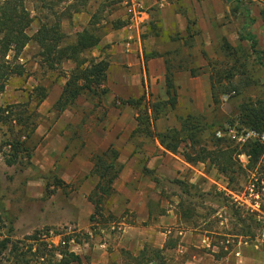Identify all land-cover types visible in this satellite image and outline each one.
<instances>
[{"label":"rangeland","instance_id":"rangeland-1","mask_svg":"<svg viewBox=\"0 0 264 264\" xmlns=\"http://www.w3.org/2000/svg\"><path fill=\"white\" fill-rule=\"evenodd\" d=\"M136 1L91 0L86 11L75 14L70 23H65L67 41L76 39L77 32L87 26L101 5L102 14L109 22L108 28L114 20L125 23L122 28L107 34L136 28V11L148 12L157 6L151 5L150 9L148 0H144L141 7L132 6ZM236 2H231V13L218 25L221 29L226 27L228 36L234 41L224 35L217 44L208 45L207 49L199 48V37H181L176 30L168 40L162 28L156 26L154 32L160 29L161 35L151 38L146 52L164 56L167 72L174 77L178 87V107L168 116L169 121L163 120V127L167 124L178 127L176 114L184 115L195 108L214 123L212 130L203 135L207 138L204 143L210 149L214 148L210 141L212 132L235 145L242 146L248 140H258L264 145V132L256 130L259 135L249 137L248 133L254 129L240 119L243 105L254 103L258 106L257 102H264V65L250 52L248 41L240 38L245 9L247 6L252 8V1L240 0L238 5ZM253 7L259 10L264 7V2ZM189 10L186 7L188 14ZM141 16L147 18L145 13ZM193 20L189 15L192 26ZM37 26L35 22L31 34ZM251 28L264 49V24L254 22ZM176 37L181 39L175 40ZM224 39L232 44L235 53L230 54L224 49ZM113 44L102 43L92 50V54L112 61ZM38 52L34 42L26 47L22 60L25 73L8 81L0 95V106L26 100V95L37 85L50 86L49 93L52 94L59 90L55 85L63 82L62 69L65 67L45 69ZM138 58L141 87L139 95L132 96L146 93L153 100L147 64L141 53ZM69 65L66 64V68ZM127 68L131 70L130 66ZM116 69V65L110 69L108 84L118 81ZM202 71L207 74L201 76ZM205 78L206 82L207 79L210 81L209 88L203 83ZM211 84L218 88L217 105L213 103ZM93 99L81 96L74 107L60 114L53 103H42L38 108L41 114L39 145L31 160L14 165L6 161L9 147L4 140L8 128L0 123V264H24V257L29 264L55 263L61 256L54 250L52 256L49 250L65 244L63 239L68 236H71L70 249L80 254L85 264H129L128 252L135 254L133 251L146 246L165 245L167 240L175 242L176 246L163 251L164 264H264V154L255 167L240 172L235 181L230 182L209 162L186 164L180 161L179 153L160 151L154 137L139 133L133 136L132 133L127 139H118L119 145L115 146L124 153L120 152L119 159L124 165L135 153H140L137 154V168L127 179L120 174L119 195L111 199L110 206L103 205V214H96L87 192L96 181L91 174L92 162L84 158L91 164L88 169L85 161L78 165L72 160L75 153L88 145L94 149L95 144L101 143L100 136L112 122L118 124L117 131L129 127L132 114H124L125 105L116 93L115 96L109 94L106 100L104 96L101 102L98 98ZM135 113L138 115L136 109ZM155 128L158 129L156 122ZM66 135L73 138L67 140ZM127 145L133 148L134 154L125 150ZM239 157L244 165L249 163L246 155ZM145 168L151 172H145ZM140 204L145 205L148 216L143 212L145 209L137 210ZM249 225L255 237L247 233ZM6 238L10 241L7 248L2 249L1 242ZM44 247L48 254L43 256L45 261L43 258L39 261L35 254L40 248V255Z\"/></svg>","mask_w":264,"mask_h":264},{"label":"trees","instance_id":"trees-1","mask_svg":"<svg viewBox=\"0 0 264 264\" xmlns=\"http://www.w3.org/2000/svg\"><path fill=\"white\" fill-rule=\"evenodd\" d=\"M90 1L0 0V94L5 91L12 77L24 75L26 68L25 63L20 60L21 54L31 42H34L39 48L40 62L45 69L57 70L64 61L75 63L69 73H63L66 82L54 105L58 114L75 103L81 95L98 98L101 102L102 98L109 93L105 83L110 62L107 58L92 56L91 51L100 44L104 35L110 30L119 29L125 23L122 20H114L111 22L112 27L108 28L109 22L102 14L103 5H101L93 13L87 26L77 32L76 39L73 42L67 41L68 35L62 28L63 20L71 19L75 13L84 11ZM236 1L238 3L240 0ZM261 1L264 2V0ZM261 17L264 21V7L261 10ZM243 18L240 38L248 41L250 52L257 56L261 65H264V49L260 45L257 34L251 28L254 24L251 7H246ZM35 22L38 23V28L31 34L30 30ZM193 23V26L190 25L187 28L188 35L192 38L200 33V29L195 27L196 20H193ZM155 27L154 25L153 29ZM223 47L230 54L235 53L234 47L226 39L223 40ZM157 54L145 52V63ZM166 84L167 99L151 100L146 93H143L138 97L132 96L121 100L122 104L130 105L138 111L136 117L138 125L133 131V136L139 133L157 138L163 147L175 154L180 153L190 164L209 162L230 182L235 181V177L240 172L251 170L256 166L264 154V145L260 141L248 140L240 146L224 137L218 138L212 132L210 141L213 142L214 148H208L205 144L207 138L205 139L203 135L206 131L212 130L214 123H210L207 116L195 108L184 115L176 114L178 127H170L164 131L157 130L156 120L175 111L179 104L178 87L174 77L168 72ZM49 89L50 86L37 85L28 94V100L0 106V123L8 128L4 144L9 147L8 158H6L9 165L32 159L40 142L37 129L41 114L38 108L48 96ZM211 91L213 103L217 105L219 103L218 88L211 84ZM257 105L255 106L254 103L243 105L244 112L240 114V119L250 129L264 132V102H257ZM243 154L248 157L247 165L240 160L239 156ZM119 158L120 152L113 145L93 152L91 156L93 162L91 174L97 176L98 182L88 198L94 204L96 214H103V205H107L116 194L114 184L124 168ZM144 171L151 172L148 168ZM93 216H91L92 219H94ZM247 233L252 237L256 236L251 225L248 226ZM70 240L71 236H68L63 239L65 244L49 250L52 256L55 255L54 251L61 256L57 262H41V264H85L83 257L70 249ZM9 241V238H6L1 242L2 249L7 248ZM175 246V242L167 240L161 249L146 246L137 255L128 252L131 260L129 264H152L159 261L164 264L163 251ZM46 249L47 247H44V251L38 255L39 248L35 254L39 261L48 254ZM42 260L45 261L44 258ZM22 261L24 264H29V260L25 257Z\"/></svg>","mask_w":264,"mask_h":264},{"label":"crops","instance_id":"crops-1","mask_svg":"<svg viewBox=\"0 0 264 264\" xmlns=\"http://www.w3.org/2000/svg\"><path fill=\"white\" fill-rule=\"evenodd\" d=\"M148 1H150L149 2L150 9L152 6H155V5H157V6L154 10L148 11V12H143V11L137 12L136 11V17L134 18L135 19L134 23L136 24V28H128V31L124 30L123 32L118 31L115 33H109V34L105 35V37H103L101 42H100V44L105 43V42L106 43H108V42H114L115 43L112 45V50H113V51H111L112 52V54H111L112 61H110V59H109L110 66H109V69L107 71V81L109 80V77H110V74H109L110 69L114 65H116V67H117L116 70L118 71L116 75L119 76L118 81L113 82V85L108 84L106 81L105 86L109 89V93L107 94V96H105V100L107 99L109 94L115 96V93L120 95L121 99L129 98L128 96H130V95L132 97V95H135V93L139 95V89L141 87L142 77L138 76L139 72H140V61H139L138 56H139V53H141V57L143 60L144 53L149 50V43H151V38L153 36L156 37L158 35H161L160 34L161 32H159V30L161 28L163 30V35L165 37H167L168 40L169 39L171 40V35L176 30H178L181 33V37H182V35L186 37L188 35L187 28H188V26L191 25L188 21V17H189V15H192V17L196 20L195 27L200 29V33L195 35L193 38L196 39L199 37V48L201 46V47H204L206 49H207L208 45L212 46L213 43L217 44L220 41V38H222L224 35H227V36L229 35L228 31L226 30V27H224L223 29H221V27H218L219 21L224 19L226 15L230 14L231 10H232L231 3H226L225 0H148ZM258 3H261V1L260 0H252L253 20H254V22L259 23V25H263L264 21L261 17L262 8L257 10L255 7H253L255 4L258 5ZM235 4L238 5L239 2L238 3L236 2ZM142 5H144V0H137L132 6H140L141 7ZM262 5H263V3H262ZM87 7H86V9H87ZM186 7L190 8V10L188 11L189 14L186 12ZM86 9L84 11H86ZM84 11H82V12H84ZM79 13H81V12H79ZM143 13H145L147 18H143L141 16V14H143ZM75 14H77V13H75ZM74 15H73V17H74ZM70 20L71 19H64L62 22V28L65 32L67 31L64 29L65 23H67V22L70 23ZM154 25L159 26L160 29L158 31L156 30L154 32V29H153ZM37 28H38V26H37ZM134 29H137V30H134ZM228 37H229V40L231 42L234 41L232 36L231 37L228 36ZM31 43H33V42H31ZM204 43H206V46H204ZM25 50H26V48H25ZM25 50L21 54V58H20L21 61L25 58L24 57ZM91 55L97 56V55H93L92 51H91ZM98 57H102V56H98ZM202 63L203 62L201 61V65H202ZM66 64H70L68 68H66V66H65ZM146 64H147L149 77L151 79V87H152V91H153V95L151 94V96L154 97L153 100H155L157 98L167 99L168 98V96H167V84H166L167 62L165 61L164 56L161 54H157L155 57L148 59ZM74 66H75V63H73L72 61H64L60 65V67H63V68L65 67L64 69H62L64 74L69 73L72 70V68H74ZM128 66L131 67L130 68L131 70H129L127 68ZM201 74H203L201 76H204L205 74H207V72L202 71ZM63 78H64V76H63ZM203 81H204L203 83H205V85L209 88L210 87V81L207 79V82H206V78ZM65 82H66V78H64L63 82H61L59 85H55V87L57 86L59 88V90H57L55 94L48 93V96L46 97V99L42 103L46 104V102H47V103H53L55 105L56 101L59 99V97L63 91V87L65 85ZM109 83H110V81H109ZM109 87H111V88H109ZM49 92H50V89H49ZM81 96H85L87 99H90V100L93 99L91 96H87V95H81ZM81 96H79L78 99ZM26 97L28 99V95H26ZM78 99L76 100L75 103L69 105V107H67L66 109L74 107L77 104ZM26 100H24V101H26ZM24 101H14V102H24ZM2 105H4V104H2ZM123 111H124V114H129V115L132 114L131 124L129 125V127L125 128V129H119L117 131V127H118L117 125L118 124L116 123L114 125V123L112 122L114 126L111 123V126L108 127L106 132L102 136H100L101 141H102L101 143H98L97 145L95 144L94 149H92L88 145L86 147V149H84L78 153H75L76 157L72 161H74L78 165H81L80 163L84 162L85 161L84 158H85L87 161L90 162L93 152L102 150V148H106V147L108 148L111 145L116 147L115 145H119L118 139H120V140L121 139H127L128 136L133 133V131L136 129V127L138 125L137 120H136L137 113H135V108L130 106V105H125ZM170 113H173V112H170ZM170 113L168 115L163 116V117L159 118L158 120H156V124H157V128H158L157 130L164 131L170 127H174V126H171L169 124H167V126L163 127L164 126L163 120L165 119V121H169L168 116L170 115ZM74 132H77V131L75 130ZM37 133H38V129H37ZM75 134L79 135L78 132ZM75 134L73 135V137H76ZM73 137L66 135L65 139L68 140V138L72 139ZM155 141H156L155 143H157L156 145L159 147L160 151H162L163 153L175 154V153L167 150L165 147H163L157 138H155ZM125 150H129L128 152L130 154H134L133 148L129 145H127L125 147ZM144 153L145 152H143V154ZM121 154L124 155L123 151L121 152ZM137 154H140V153H135L133 158L124 165V168L121 172V176L124 177L125 179L130 177L132 175V172L134 170H136V168H137L136 166L138 165V162H136V159H139ZM174 156L177 157L176 155H174ZM180 156H181V160H180L181 162L184 161V163L190 164L185 160V158L181 154H180ZM157 157L160 158L161 156H156L155 158H157ZM137 161H139V160H137ZM84 163L87 164V168L89 169L91 164L87 163L86 161ZM152 167H153V165H152ZM92 168H93V162H92ZM141 173L144 174L145 172L142 170ZM92 177H94L96 179V181L93 182V184H91V187L87 190L88 195L92 192V190L94 189L95 185L98 182L97 176L92 175ZM119 177H120V175H119ZM119 177L117 178V180L115 181V184H114L115 189H116V194L114 197H112L114 199H116L115 197L117 195H119V193H118L119 188H117V185H118V182L120 179ZM126 181L127 180H125L124 183H127ZM122 191H124L123 188H122ZM111 199L109 200L107 206L111 205ZM132 207H135V206L132 205ZM94 209H95V206H94ZM135 209H137V206L135 207ZM143 209H145L143 212L146 213V215L148 216V211H147L145 205L142 206V204H140V206L138 207L137 210L139 212H142ZM163 245L164 244H162L161 246L154 245L153 247L161 249L164 247ZM142 249L137 250V251H133V252H135V255H137Z\"/></svg>","mask_w":264,"mask_h":264},{"label":"built area","instance_id":"built-area-1","mask_svg":"<svg viewBox=\"0 0 264 264\" xmlns=\"http://www.w3.org/2000/svg\"><path fill=\"white\" fill-rule=\"evenodd\" d=\"M259 134H258V132L256 131V130H252V131H250L249 133H248V136L249 137H251V136H253V137H257Z\"/></svg>","mask_w":264,"mask_h":264},{"label":"water","instance_id":"water-1","mask_svg":"<svg viewBox=\"0 0 264 264\" xmlns=\"http://www.w3.org/2000/svg\"><path fill=\"white\" fill-rule=\"evenodd\" d=\"M234 0H225L226 3H231L233 2Z\"/></svg>","mask_w":264,"mask_h":264}]
</instances>
